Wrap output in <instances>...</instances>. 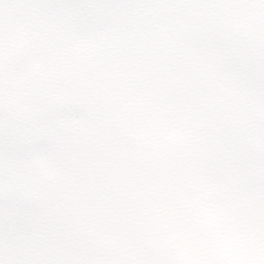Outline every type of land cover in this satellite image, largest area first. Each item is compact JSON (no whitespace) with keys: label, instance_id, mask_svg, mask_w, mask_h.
<instances>
[{"label":"snow or ice","instance_id":"obj_1","mask_svg":"<svg viewBox=\"0 0 264 264\" xmlns=\"http://www.w3.org/2000/svg\"><path fill=\"white\" fill-rule=\"evenodd\" d=\"M190 5L195 23L170 19ZM70 150L111 167L137 225L115 249L30 250L23 264H261L264 0H0V205ZM227 187L250 245L193 251L182 222Z\"/></svg>","mask_w":264,"mask_h":264},{"label":"rangeland","instance_id":"obj_2","mask_svg":"<svg viewBox=\"0 0 264 264\" xmlns=\"http://www.w3.org/2000/svg\"><path fill=\"white\" fill-rule=\"evenodd\" d=\"M130 143L139 146L137 141L130 140ZM65 170L64 174H61ZM61 177V180L59 178ZM53 179L56 181L55 188L64 187L71 192L75 198L83 201L85 208L90 209L92 213L101 212L102 210H111L112 209V200L113 197H117L116 192L119 188L114 187L116 184L115 177L111 170V167L104 161L95 158L90 155H81L78 151L70 150L60 161L59 165L52 169L47 179ZM46 179L45 185L49 182ZM51 181V180H50ZM58 181V182H57ZM18 187V186H15ZM20 189V187H18ZM86 191H90L92 196L87 198L83 195ZM22 200L25 196L20 194ZM120 197L122 199L130 198L131 195L128 192L121 193ZM60 202L62 203L61 199ZM72 201V200H71ZM105 201V206L102 210H97L96 202ZM20 203L21 201H17ZM64 202L62 205L66 204ZM10 204L8 200H4L2 206ZM21 212V211H20ZM15 224V223H14ZM137 224V220L135 221ZM5 225V236L9 237V231L12 230V227L7 225L4 220ZM13 229H18L13 227ZM131 232V229L129 230ZM28 233L30 237L24 235L21 240L25 243L26 241L32 244V249L36 247V242L42 239V234H45L44 231L39 229L36 224V227L29 228ZM17 236L19 233H16ZM99 241L102 243V238L98 237ZM77 244H85L83 242H75ZM114 244H112L113 249Z\"/></svg>","mask_w":264,"mask_h":264},{"label":"clouds","instance_id":"obj_3","mask_svg":"<svg viewBox=\"0 0 264 264\" xmlns=\"http://www.w3.org/2000/svg\"><path fill=\"white\" fill-rule=\"evenodd\" d=\"M199 8L196 5H190L171 11L168 15L170 19L180 23H195V16L198 14ZM123 140L113 144L114 147L120 148L129 153H137L141 150L140 146ZM26 243L16 237L5 236L0 242V264H23V256L28 252ZM239 264H250L249 261L242 260ZM264 264V261L261 262Z\"/></svg>","mask_w":264,"mask_h":264}]
</instances>
